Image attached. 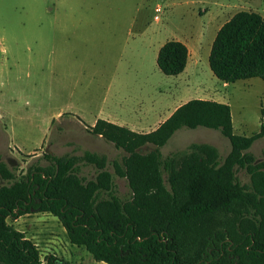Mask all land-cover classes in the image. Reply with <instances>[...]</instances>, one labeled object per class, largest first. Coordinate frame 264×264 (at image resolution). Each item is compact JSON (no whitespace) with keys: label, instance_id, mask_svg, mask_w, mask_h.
Segmentation results:
<instances>
[{"label":"trees","instance_id":"1","mask_svg":"<svg viewBox=\"0 0 264 264\" xmlns=\"http://www.w3.org/2000/svg\"><path fill=\"white\" fill-rule=\"evenodd\" d=\"M188 54L183 41L167 39L156 65L165 75H177ZM208 66L224 82L259 77L264 83V17L238 10L223 22ZM198 126L218 129L228 139L224 157L207 142L161 152L177 129ZM86 130L122 149L120 161L88 149L45 150L16 176L0 154V264H40L36 244L6 222L38 211L54 215L70 243L106 264H264V157L249 151L264 136L263 116L258 131L237 134L228 103L193 97L147 132L102 118ZM148 144L154 148L139 151ZM108 163L126 179V199L116 193ZM83 165L95 168L93 178L80 174ZM241 169L247 182L236 175Z\"/></svg>","mask_w":264,"mask_h":264},{"label":"rangeland","instance_id":"2","mask_svg":"<svg viewBox=\"0 0 264 264\" xmlns=\"http://www.w3.org/2000/svg\"><path fill=\"white\" fill-rule=\"evenodd\" d=\"M238 10L264 16V0H0L2 159L16 176L45 150L79 154L88 149L106 155L109 162L120 161L125 152L88 132L77 115L89 124L107 84L117 83L124 75L122 68L133 59L143 62L167 96L178 102L182 96L228 97L233 131L243 135L258 131L264 118L263 81L251 77L228 82L226 94L224 81L208 66L212 34ZM172 38L187 45L189 64L196 59L197 68L189 65L181 75H165L158 69L156 47ZM128 92L127 97L136 94ZM191 142L214 145L221 158L230 148L218 129L198 126L177 129L160 150L165 155L186 149ZM152 148L148 144L139 151ZM249 151L263 158L264 136L254 140ZM107 168L116 193L129 197L126 179L115 175L110 163ZM80 174L93 178L95 168L83 165ZM236 175L241 182L248 181L242 169ZM6 222L36 244L40 264L48 259L52 264H106L84 246L70 243L48 211L7 217Z\"/></svg>","mask_w":264,"mask_h":264},{"label":"crops","instance_id":"3","mask_svg":"<svg viewBox=\"0 0 264 264\" xmlns=\"http://www.w3.org/2000/svg\"><path fill=\"white\" fill-rule=\"evenodd\" d=\"M215 33L211 36L212 40ZM159 46L156 47L155 58ZM189 63L188 56L184 70L190 68L189 65L191 64ZM118 67L119 65L116 68ZM197 67L198 60L194 59L191 68ZM146 69L141 60L133 59L128 61V68H122L124 75L120 80L112 86L109 82L105 87L102 104L91 119V122L89 124L86 123L79 115H77V119L85 127L93 125L97 118H102L115 124L126 126L137 132H147L155 129L159 123L166 119L189 96H182L183 99L179 100V102L173 96H167L162 86L153 81L151 75L146 73ZM184 70L178 75H181ZM133 71L135 72L134 74ZM222 86L224 88L222 92L228 94L225 89L229 86L228 82H223ZM128 91H135L136 94L132 97H127L125 93H129ZM207 99L229 104L228 97L222 96L219 98L215 96L208 97Z\"/></svg>","mask_w":264,"mask_h":264},{"label":"built area","instance_id":"4","mask_svg":"<svg viewBox=\"0 0 264 264\" xmlns=\"http://www.w3.org/2000/svg\"><path fill=\"white\" fill-rule=\"evenodd\" d=\"M156 10H158V8Z\"/></svg>","mask_w":264,"mask_h":264}]
</instances>
